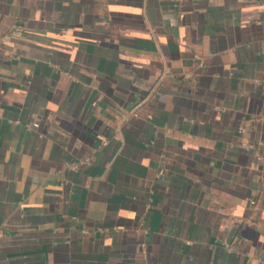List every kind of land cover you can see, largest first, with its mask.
<instances>
[{"label": "crops", "instance_id": "1", "mask_svg": "<svg viewBox=\"0 0 264 264\" xmlns=\"http://www.w3.org/2000/svg\"><path fill=\"white\" fill-rule=\"evenodd\" d=\"M0 229V264H264V0H0Z\"/></svg>", "mask_w": 264, "mask_h": 264}, {"label": "built area", "instance_id": "2", "mask_svg": "<svg viewBox=\"0 0 264 264\" xmlns=\"http://www.w3.org/2000/svg\"><path fill=\"white\" fill-rule=\"evenodd\" d=\"M17 24H15V27L17 28ZM19 34L21 33V31H17ZM196 57H199L198 55H196ZM28 125L30 127H38L39 126V122L38 121H33L32 123H28ZM242 131L245 130L244 128L241 129ZM90 162V157H86L80 160H75L72 161L70 163V166L74 169H79L82 165L89 163ZM252 202H255L254 200ZM2 233V230L0 229V234Z\"/></svg>", "mask_w": 264, "mask_h": 264}]
</instances>
